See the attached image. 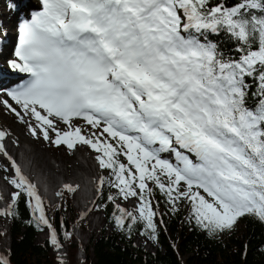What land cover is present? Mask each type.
Masks as SVG:
<instances>
[{"label":"snow or ice","instance_id":"snow-or-ice-1","mask_svg":"<svg viewBox=\"0 0 264 264\" xmlns=\"http://www.w3.org/2000/svg\"><path fill=\"white\" fill-rule=\"evenodd\" d=\"M15 56L12 67L28 78L6 93L16 106L3 98L0 105L37 138L97 153L108 173L97 190L116 189L108 200L119 228L142 225V235L157 238L156 189L172 211L187 202L190 222L209 236L245 216L264 222V0H41L22 21ZM8 135L0 129V154L16 191L0 216L15 217L27 196L37 227L50 229L59 250L36 185L6 150ZM117 197L138 205L129 210ZM0 264L10 261L0 255Z\"/></svg>","mask_w":264,"mask_h":264},{"label":"trees","instance_id":"trees-1","mask_svg":"<svg viewBox=\"0 0 264 264\" xmlns=\"http://www.w3.org/2000/svg\"><path fill=\"white\" fill-rule=\"evenodd\" d=\"M219 2L220 0H211L212 5ZM226 2L231 5L235 0ZM210 38L222 40L226 50L235 47L233 42L223 37ZM252 91H257L255 85L252 86ZM115 193L116 189L105 184L95 199L94 209L104 213L106 224L114 230H104L99 237L90 238L83 264H185L181 254L188 255L186 264H264V222L252 216L241 218L231 231L209 236L206 230L190 222V205L187 202H184L182 208L172 211V206L166 203V197L156 189L159 216L163 223H157V238L153 240L149 235L141 234L144 231L142 225L133 226L131 232L117 226L114 214L119 213L108 200V195ZM73 196L74 193L66 191L63 193L61 205L48 208L45 206V212L56 228L59 240L68 246L69 258L74 261L79 246L74 241L71 222L72 219L80 217V213L73 207ZM28 199L22 195L16 206L17 215H8L10 250L7 259L10 264H60L52 250L50 239L43 242L37 240L38 234L46 226L37 227L35 216L27 203ZM118 199L119 197L116 202ZM166 230L171 232L172 239L166 235ZM65 232H71L72 235L66 238ZM136 234L155 242L157 251L152 253L140 248L134 241Z\"/></svg>","mask_w":264,"mask_h":264},{"label":"rangeland","instance_id":"rangeland-1","mask_svg":"<svg viewBox=\"0 0 264 264\" xmlns=\"http://www.w3.org/2000/svg\"><path fill=\"white\" fill-rule=\"evenodd\" d=\"M28 1L30 2V4L27 5ZM14 2L18 3L19 5L23 4V6H25V7L28 6L30 8L32 7L33 3H34V8H37V6L35 5L37 3H38V6H40V0H0V38L4 37L5 35H7L8 37L11 35L10 31L13 30L14 22L16 21L18 16L22 15V12H20V13H18V15H16L17 9L12 7ZM6 27H8L9 30H5ZM12 41H13L12 42L13 47L7 53L15 55L14 39ZM5 54L2 53L0 50V68H2L3 71L7 72V70H9L11 68L9 63H11L12 58H10V57H12V56L9 55L10 57L5 59V57H4ZM13 58L15 59V57H13ZM7 84H8V82H7ZM7 84H5V85H7ZM0 94H2V93H0ZM4 97H5L4 95L0 96V98H3V99H4ZM74 123L76 125H81V126L87 127L85 125V122L82 120H75ZM8 124L14 126L15 128L17 127V131H19V133L21 135L24 134V130H23L22 126L28 128V126L26 124L24 125V122L20 121V119H18L13 113L7 111L3 105H0V129L4 130V128L6 126H8ZM20 127H21V129H18ZM60 127L63 128L62 126H60ZM29 132H30V130H29ZM10 137H11V134H10ZM13 137L14 136L12 135V137L10 139H8V141L12 145H16V140ZM31 143H32V145L28 142H24L23 145L26 147L30 146L33 148L35 146L36 150L43 151V152L45 151L48 154V160H50L52 163H54L59 168H62L64 170L67 169V166L64 164L63 161H61L59 159L60 156H62V157H64V156H67V157L68 156H76L80 162L82 161L85 164L87 163L86 162L87 158L88 159L94 158V160L98 164V161L96 160L97 153L94 150H92L90 146H87V145H78L75 149H68L64 145H61L59 147V146H56L54 144L49 143L48 141H44V139L42 137L41 138L36 137L35 143L32 141H31ZM79 148H80V150H77ZM54 149H56V150H54ZM81 149H82L84 154H81ZM75 151H76V153H75ZM51 153L54 154V157L51 155ZM163 154L165 155L164 159L169 160L173 164H177L179 162L178 158L176 157V155L173 152H165ZM189 155H192V158L195 159L193 154H189ZM84 156H86V158L82 159V157H84ZM77 158H76V160H77ZM122 159H124V158H122ZM34 165L36 167V171H38L37 178L39 179V177H41L40 170H43V169L39 165L38 166L36 164H34ZM44 169H45V174H46V176H44V178L47 179L48 174L52 173L54 176L51 179L55 178L58 180V182L56 183L57 186L58 185L64 186V184H66V183H64L62 181L63 180L68 181L69 180V177H70L69 175L64 176L60 172H54V171H51L47 168H44ZM99 170H100L101 175L100 174H99V176L96 175V181H94L92 179V177L89 175H87V176L85 175L83 177V179L86 183L87 182L88 183L95 182V184H96L95 189L98 188V181H99L100 177L102 175L106 176V174H107V171L101 169L100 167H99ZM5 173H6L5 176L14 175V173L11 170H8V171L6 170ZM71 174L72 175L77 174V175L81 176V174H84V173H81L78 169H74L72 167ZM0 179H1V183H3L1 185L6 187V189L8 191H10V193H12L13 191H16V189H14L11 185H9L7 182H4L5 180L3 178H0ZM40 181H41L40 183H42L43 189L45 190V193H46V190L48 189V183L45 184V182H42V180H40ZM1 189H4V188H0V190ZM61 191H63V193H66L67 190H64V188H62L60 190V192ZM38 193H39V191H38ZM75 193H74V196L72 198V204H73L74 209L80 213V217L72 219V222H71L73 238H74L75 243H77V245L79 246V250L77 252L75 260L73 261L69 258L68 246L65 243H63L62 241H61V244L63 245V247L59 251L56 249V247L54 245L52 246V250L55 253L56 257L58 258V261L60 262L61 259H64L66 261V264H83V261L85 259V255H86V247L90 244V238L92 236L99 237L104 230H106L107 232H113V230H114L112 226H109L106 224V219H105L103 212L97 211L93 208L90 211H87L83 205L79 206V203L77 202L76 197H75V195H76ZM98 194H99V191L97 192V195ZM62 196L61 195H55V197H54L55 200L54 199L47 200V201L43 200L44 207L46 206V208H48V207H52L53 205L60 206L62 203V201H61L63 198ZM0 197H2L1 194H0ZM11 199H12L11 194H10L9 201H5L4 199L0 198V209L7 208L9 203L11 202ZM130 200H133L135 203L138 204V200L136 198H130L128 201H130ZM128 201H124L122 198L119 197V199L117 200V203H120L124 207V205ZM154 202H157L155 195H154ZM183 206H184V202L180 203L178 205V207H180V208H182ZM46 215H47V213H46ZM160 221H161V218L159 216L157 219V223L160 224ZM92 223H93V225H95L94 223H96L98 225L95 228H93L94 226L92 225ZM9 229H10V220L8 218V215L7 216H0V255L5 256L6 258H8V254H9V250H10ZM166 235L170 236V238L172 239V234L169 230H166ZM48 238L50 239V229H48L46 227V229L44 231H42L38 234L37 240L39 242H43L45 239H48ZM134 241L138 246H140V248H142L148 252L154 253L157 251V244L155 242H153L151 239H149L148 237L142 236L140 234H136ZM180 257L182 258L183 262L186 264L187 263L186 260H187L188 255L181 254Z\"/></svg>","mask_w":264,"mask_h":264},{"label":"bare ground","instance_id":"bare-ground-1","mask_svg":"<svg viewBox=\"0 0 264 264\" xmlns=\"http://www.w3.org/2000/svg\"><path fill=\"white\" fill-rule=\"evenodd\" d=\"M28 4H30L29 1H28L27 5ZM21 11L22 10H17V14L16 15H18V13L21 12ZM5 30H9L8 27H6ZM10 32H11L10 33L11 35L9 37L7 35H5L4 37L0 38V50L4 54L7 51L9 52L10 49H12V47H13V44H12L13 41L12 40H13L14 28ZM4 57H5V59L7 58V53L5 54ZM6 73L7 72L3 71L2 68H0V75L1 74H6ZM19 73L20 72L17 69H15V68L12 69V73L11 74H13V76L14 75L18 76ZM7 82H8V79H6V78L4 80H2V81L0 80V86H2V85L5 86V84H7ZM7 91H9V90H7V89L6 90H1L0 93L4 94V96H5L4 99L9 100V103H12L13 106H16L15 102L12 101L11 98L6 95ZM9 124H8V126H6L4 128V130H7V132L9 133V135L5 138L6 150L15 159L17 164L20 166L23 174L25 176H27L29 178V180L33 184L36 185V187H37V189L39 191V195L42 197V199L44 201L54 199L55 195H57V193L60 192V190L62 188H64L63 185H60V186L56 185V183L58 182L57 179H55V178L51 179L54 176L52 173L48 174V178L47 179L44 178V176H46L44 168H47V169H49L51 171H54V172H60L64 176L65 175H69L70 176L69 180L68 181L63 180L62 182L66 183V184H71L73 186H78L77 187V192L75 193L76 194L75 195L76 200L79 203V206L83 205L87 211H90L92 209L93 205H94L95 199L97 197L98 190L95 189V185H96L95 182H93V183H88L87 182L86 183L84 181L83 177L85 175L86 176L89 175V176L92 177V179L94 181H96V175L99 176V174H100L99 165L94 160V158L93 159H88L87 158L86 159V162H87L86 164L87 165H86L82 161H81L82 162L81 163L76 156H68V157L67 156H64V157L60 156L59 159L61 161H63L64 164L67 166V169L65 168L66 170H64L62 168H59L57 165L52 163L50 160H48V154L45 151L43 152V151L36 150L35 146L33 148V147H30V146L26 147V146L23 145L24 142H28V143H30L32 145L31 141L34 142V143L36 141V137L33 136L29 132V129L27 127L22 126V128L24 130V134H23L24 136H23V135H21L19 133V131H17V127L15 128L14 126L9 125ZM24 125H25V123H24ZM60 126L63 127L62 124ZM18 129H21V127L18 128ZM10 134H11V137H12V135L14 136L13 138H15V140H16V145H12L8 141V139L11 138ZM54 150H56V149H54ZM77 150H80V148L77 149ZM75 153H76V151H75ZM81 154H84L82 149H81ZM51 155L54 157L53 153H51ZM76 158H77V160H76ZM85 158H86V156L82 157V159H85ZM34 164H36L37 166L38 165L41 166L42 169H43V170H40L41 177H39V179L37 178L38 171H36V167H35ZM72 167L74 169H78L81 173H84V174H81V176H79L77 174H73L72 175L71 174ZM6 170L7 171L11 170L14 173V170H12L11 167H10V161H8L6 157H4L2 154H0V178L4 179L5 174H6L5 173ZM40 180H42V182H45V184L48 183V189H47L48 191L46 190V193H45V190L43 189L42 183H40L41 182ZM4 182H7V181L5 180ZM1 184H3V183H1V179H0V188H4V189L0 190V194L2 195V199H4L5 201H9L11 193H10V191H8L6 189V187L2 186ZM137 205L138 204L135 203L133 200H130L124 205V207H126L129 210H135ZM94 224L95 225H93V223H92V225L94 226L93 228H95L98 225L96 223H94Z\"/></svg>","mask_w":264,"mask_h":264}]
</instances>
